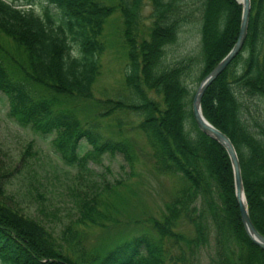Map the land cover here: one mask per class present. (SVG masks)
<instances>
[{"label": "trees", "instance_id": "1", "mask_svg": "<svg viewBox=\"0 0 264 264\" xmlns=\"http://www.w3.org/2000/svg\"><path fill=\"white\" fill-rule=\"evenodd\" d=\"M148 2L151 21L143 33V0H0V93L7 116L40 137L54 134L58 158L78 176L90 173L88 160L102 154H118L128 167L133 161L127 139L81 123L68 104L91 98L104 49L103 24L118 10L127 94L99 101L103 111L98 114L127 110L137 115L136 126L152 147L153 168L178 178L180 186L161 219L150 221L155 235L131 230L97 254L85 253L70 228L58 240L39 220L5 203L0 189V264H201L202 252L207 264H264V249L248 239L241 225L228 156L196 128L190 112L196 84L235 41L241 6L237 0ZM194 17L198 57L164 61L165 47ZM195 63L199 66L189 88L185 79ZM254 98L264 104V0H249L242 46L200 103L205 119L235 149L248 215L264 236V118L256 121L245 100ZM81 142L89 148L82 151ZM84 195L75 203V222L104 227L98 196ZM180 220L190 229L178 230Z\"/></svg>", "mask_w": 264, "mask_h": 264}, {"label": "rangeland", "instance_id": "2", "mask_svg": "<svg viewBox=\"0 0 264 264\" xmlns=\"http://www.w3.org/2000/svg\"><path fill=\"white\" fill-rule=\"evenodd\" d=\"M149 10L148 0H143L139 16L143 33L150 25ZM121 29V17L115 10L103 24L101 38L104 49L99 55L100 66L91 86V98L71 100L68 104L81 123L92 122L102 134L130 142L133 153L130 167L118 154H102L97 160H88L90 173L78 176L75 168L66 166L58 158L52 142L54 134L43 138L11 121L7 116V102L0 93L2 200L39 220L58 240L66 233V228L74 230L76 237L73 241L77 240L83 251L89 254L111 247L116 240L129 235L131 230L155 235L150 221L161 219L165 204L171 201L179 186L178 178L153 168L152 147L136 126L139 121L137 115L127 110L113 111L105 116L98 114L103 111L99 101L124 98L127 94L122 84L126 56ZM198 41V22L194 17L192 22L181 26L176 42L165 47L164 61L170 62L185 55L197 58ZM7 45L11 48L10 43ZM198 66L195 63L191 76L185 79L189 88L194 85ZM245 100L250 114L261 122L264 118L263 102L257 98ZM28 144L31 148L21 160ZM81 144L82 151L89 148L87 144ZM94 193L98 196L97 207L104 227L75 222V203L80 196ZM177 229L187 231L190 228L180 220ZM200 257L201 264H207L204 252Z\"/></svg>", "mask_w": 264, "mask_h": 264}, {"label": "water", "instance_id": "3", "mask_svg": "<svg viewBox=\"0 0 264 264\" xmlns=\"http://www.w3.org/2000/svg\"><path fill=\"white\" fill-rule=\"evenodd\" d=\"M237 2L241 6V13L235 41L227 53L196 84L190 100V112L196 128L204 135L216 141L225 150L231 165L234 198L241 225L248 239L257 247L264 249V236L255 229L248 215L235 149L229 138L205 119L200 108L201 97L207 86L224 70L242 46L246 34L249 0H237Z\"/></svg>", "mask_w": 264, "mask_h": 264}, {"label": "bare ground", "instance_id": "4", "mask_svg": "<svg viewBox=\"0 0 264 264\" xmlns=\"http://www.w3.org/2000/svg\"><path fill=\"white\" fill-rule=\"evenodd\" d=\"M25 245H26V243H25Z\"/></svg>", "mask_w": 264, "mask_h": 264}]
</instances>
